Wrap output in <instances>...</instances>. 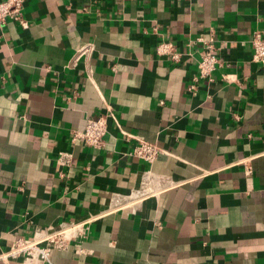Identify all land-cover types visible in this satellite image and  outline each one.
I'll return each instance as SVG.
<instances>
[{
	"label": "crops",
	"instance_id": "1",
	"mask_svg": "<svg viewBox=\"0 0 264 264\" xmlns=\"http://www.w3.org/2000/svg\"><path fill=\"white\" fill-rule=\"evenodd\" d=\"M25 18L0 28V254L91 220L54 264H264V0H26ZM211 34L215 82L190 93ZM109 109L133 137L108 118L102 149L73 142ZM139 139L164 153L133 157ZM148 172L158 195L117 209Z\"/></svg>",
	"mask_w": 264,
	"mask_h": 264
},
{
	"label": "built area",
	"instance_id": "2",
	"mask_svg": "<svg viewBox=\"0 0 264 264\" xmlns=\"http://www.w3.org/2000/svg\"><path fill=\"white\" fill-rule=\"evenodd\" d=\"M25 1L26 0H2L0 1V28L6 26L9 21L19 25L21 28H27L28 22L25 18ZM203 41L204 50L201 52V58L198 63V74H196L192 83L188 86L190 93L197 91V83L200 80H207L209 83L215 82L214 72L219 64V58L216 54V45L214 35L211 34L208 39L200 38ZM253 61L264 64V32L256 31L252 39ZM93 49L91 45H87L80 49L77 53L76 60L87 54ZM160 55H169L173 63L178 64L182 55L175 50V46L171 43H162L158 47ZM108 118L113 119L122 133L128 138L130 134L124 131L119 125L117 118L112 109H109L105 116L90 119L83 131H75L72 133V140H83L89 147L93 149H102L105 146L104 137L108 132ZM164 153L155 143L138 140L137 145L130 153L133 157L144 161L147 164L154 163L157 158ZM72 160V154L62 153L59 156V164L62 169L69 166ZM248 173L252 172L251 168H247ZM62 176L64 174L62 173ZM160 190L153 188V180L150 173H146L145 179L140 185L132 190L124 199L118 200L117 209L135 208L145 200L158 195ZM91 220L83 222H66L58 226H48L35 228L31 236H20L14 241L8 251L0 254V260L9 262L18 260L24 264H54L52 262L53 252L56 250H66L71 245L80 247L78 242L87 236ZM79 252L81 250L79 249Z\"/></svg>",
	"mask_w": 264,
	"mask_h": 264
}]
</instances>
